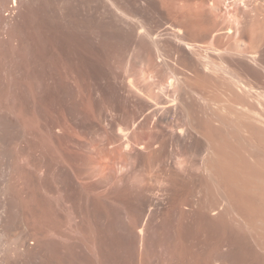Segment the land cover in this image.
I'll list each match as a JSON object with an SVG mask.
<instances>
[{"label": "rangeland", "instance_id": "rangeland-1", "mask_svg": "<svg viewBox=\"0 0 264 264\" xmlns=\"http://www.w3.org/2000/svg\"><path fill=\"white\" fill-rule=\"evenodd\" d=\"M228 3H221L222 16L236 23L238 6L244 5L237 2L240 5L229 7ZM92 4L94 89L87 109H80L76 123L81 129L75 135L81 154L89 157V166L74 173L67 163L60 172L46 165L44 183L38 188L39 197L51 206L59 239L78 243L84 219L81 206L89 192L94 221L90 255L97 264H264L261 212L233 206L209 182L211 170L207 162L212 156L214 163L232 164L239 169L243 166L242 174L251 166L264 165V156L247 141L230 138L234 136L230 128L233 123H241L249 132L245 128L250 124V113L232 109L230 102H235L237 96L233 98L231 87H222L209 73L202 81L189 72L192 64L187 66L188 50H183L185 54L181 55L186 57L180 59L176 49H171L176 41L172 28L167 27L173 22L176 28L173 17L170 20L165 14H144L130 20L117 13L109 0H93ZM74 9L70 15L83 23L82 0H77ZM138 19L158 38L162 53L170 54L164 57H169L167 63H177L181 73L186 70L193 74L185 72L191 77L189 86L203 98L192 96L188 86L180 90L176 77L159 57L153 39L137 23ZM186 31L188 42L204 41L199 40L204 35L201 27L195 33L192 29ZM196 33L203 35L197 38ZM205 45L206 40L202 43ZM222 121L226 126L220 124ZM219 127L225 129L227 139L214 136L206 140L198 132L218 133ZM28 161L27 170L36 175L39 163L31 156ZM18 163L21 165V161ZM225 179L222 186L227 188L229 179ZM239 179L249 199L252 192L248 188L255 187L259 194L264 191L259 182L243 176ZM256 197L262 198L258 194ZM118 234L132 238L134 245L119 248L115 244ZM233 243L243 252H239V261L223 257ZM138 249L144 253L143 262L133 258Z\"/></svg>", "mask_w": 264, "mask_h": 264}, {"label": "bare ground", "instance_id": "bare-ground-1", "mask_svg": "<svg viewBox=\"0 0 264 264\" xmlns=\"http://www.w3.org/2000/svg\"><path fill=\"white\" fill-rule=\"evenodd\" d=\"M109 1L117 13L128 19L144 14L173 17L176 28L173 22L171 25L168 22L167 27L172 28L176 41L171 49H176L180 59L183 50H188L187 57L183 56L189 61L187 66L195 67L196 71H191L190 66L189 72L194 73L197 80L204 81L209 73L222 87L226 85L227 90L231 87L232 97L237 96L235 102H230L232 109L250 113L252 118L247 117L250 127L245 126L249 132L241 123H233L230 128L234 136L229 137L237 142L244 139L255 152L264 156V0H128L125 5ZM76 2L0 0V264H97L90 255L94 232L90 193L86 192L81 206L84 219L78 243L68 244L59 239L51 206L43 202L38 192L47 174L46 165L60 172L67 163L74 173H80L82 166H89V157L81 154L75 135L81 129L76 123L80 109H87L94 89V9L93 0H82L85 15L83 23L79 24L70 15ZM237 2L243 4V8ZM221 3H228L229 7L240 5L236 23L222 16ZM228 14L232 15L230 11ZM181 19L183 22H178ZM136 21L153 39L159 57L176 77L180 90L188 86L192 96L203 98L189 86L191 77L185 75L186 70L182 76L177 63H167L169 57H164L169 53L166 56V52L162 53L154 33L140 19ZM198 27L204 30L199 40H206L205 46H202L204 41L190 43L187 41L190 36H185L186 30L192 29L195 33ZM200 34L193 36L199 38ZM220 124L226 126L224 121ZM218 129V133L198 132L206 140H213L214 136L227 139L225 129ZM86 135L88 137L89 130ZM29 156L39 163L36 175L27 170ZM212 158L207 159L211 170L209 182L212 181L233 206L259 211L264 218V191L259 194L255 187L248 188L252 192L249 199L239 179L243 176L264 185V165L251 166L242 174L243 166L240 169L232 164L225 166L214 163ZM225 176L229 179L227 188L222 186ZM115 244L130 249L134 240L118 234ZM233 245L223 257L239 261V245ZM141 250L133 255L137 262L145 261ZM262 250L264 253V239Z\"/></svg>", "mask_w": 264, "mask_h": 264}]
</instances>
